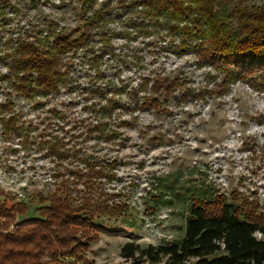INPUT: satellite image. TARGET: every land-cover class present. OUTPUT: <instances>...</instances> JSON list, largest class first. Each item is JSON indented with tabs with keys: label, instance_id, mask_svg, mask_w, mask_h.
Here are the masks:
<instances>
[{
	"label": "rangeland",
	"instance_id": "obj_1",
	"mask_svg": "<svg viewBox=\"0 0 264 264\" xmlns=\"http://www.w3.org/2000/svg\"><path fill=\"white\" fill-rule=\"evenodd\" d=\"M136 1L95 0L84 10L79 0H0V102H14L11 111L22 128L20 134L5 132L12 113L0 112V200L28 205L15 216L18 222L39 216L48 194L66 180L75 177L74 187L88 192L94 171L71 154H51L45 140L61 139L59 153L78 150L113 174L92 183L121 206L98 222L113 232L89 229L92 239L78 264H129L121 255L127 242L144 248L179 241L198 197L236 196L264 211V89L226 80L209 59L181 51L179 38L167 29L138 32ZM99 9L102 21L89 25ZM48 28L71 38L85 33L86 42L62 54L67 78L58 90L29 99L1 76L9 71L11 45L30 34L39 38ZM157 78L160 90L150 95L160 103L144 104ZM170 81L174 92L167 96L162 89ZM107 102L114 105L109 126L119 135L109 141L96 132L86 136L96 109Z\"/></svg>",
	"mask_w": 264,
	"mask_h": 264
},
{
	"label": "trees",
	"instance_id": "obj_2",
	"mask_svg": "<svg viewBox=\"0 0 264 264\" xmlns=\"http://www.w3.org/2000/svg\"><path fill=\"white\" fill-rule=\"evenodd\" d=\"M79 1L84 10L95 3V0ZM249 1L138 0L134 6L141 7L142 23L133 24L144 34H150L152 28L167 29L168 34L179 38L181 51L193 52L200 60L209 59L213 66L224 71L226 80H243L253 88L264 89V4L250 5ZM103 16L104 9L95 10L88 24L102 21ZM86 35L71 38L48 28L45 35L34 40L31 34L20 37L10 47L9 71L1 80H10L15 92L29 99L57 91L67 78L61 71L62 54L84 44ZM149 81L146 79L142 84L145 90ZM159 90L157 78L149 95L143 96L144 104L159 105V99L150 95ZM162 91L167 96L173 93L172 81ZM13 104L11 99L0 102V112L12 113L4 120L5 132L20 134L18 115L11 111ZM113 111L111 102L96 109L98 117L88 126L86 136L96 132L97 137L107 141L117 137L119 133L108 121ZM61 143V139L55 138L53 142L45 140L44 146L62 158L66 154L80 158L94 171L86 181L90 185L88 192L74 187L75 177L73 181L66 180L48 194L45 199L48 203L42 206L39 216L18 222L15 216L25 214L28 205L19 201L8 206L0 200V218L4 220L0 223L3 230L0 231V264H78L82 259L80 250L92 239L89 229L113 232L98 222L105 215L110 218L117 215L121 206L117 202L110 204L108 193L92 186L97 178L111 180L113 174L104 173L102 169L107 166L100 164L99 168L100 161L80 157L78 150L59 153ZM73 173L78 179L83 177L82 173ZM10 226L13 228L9 229ZM121 255L129 264H264V211L251 202H239L236 196L198 197L189 208L179 241L148 244L144 248L127 242Z\"/></svg>",
	"mask_w": 264,
	"mask_h": 264
}]
</instances>
